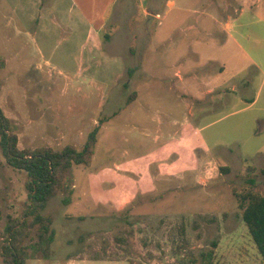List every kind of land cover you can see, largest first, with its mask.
<instances>
[{
	"label": "rangeland",
	"instance_id": "1",
	"mask_svg": "<svg viewBox=\"0 0 264 264\" xmlns=\"http://www.w3.org/2000/svg\"><path fill=\"white\" fill-rule=\"evenodd\" d=\"M81 9L0 0V108L19 147L80 148L107 118L70 203L43 211L50 257L26 264H180L185 239L196 264L212 241L216 264H264L235 195L248 177L264 195V0H118L103 28ZM25 181L0 148V249Z\"/></svg>",
	"mask_w": 264,
	"mask_h": 264
},
{
	"label": "trees",
	"instance_id": "2",
	"mask_svg": "<svg viewBox=\"0 0 264 264\" xmlns=\"http://www.w3.org/2000/svg\"><path fill=\"white\" fill-rule=\"evenodd\" d=\"M2 65L3 62H0V66ZM105 121L107 118H101L95 124L80 148L72 144L62 148H20L14 126L0 108V148L8 166L26 173L27 191L23 209L15 217L8 215L2 232L0 255L3 264H26L38 254L44 259L50 257L54 231L51 228V216L45 215L43 211L48 202L60 192L66 194L63 204L70 203L73 187L66 179L71 175L73 165H91L97 135ZM219 170L226 172L228 167L221 166ZM247 171L253 173L255 167L247 166ZM261 172L264 173V168ZM247 183L248 188L243 192H235V195L241 210L240 217L257 252L264 260V195L257 189L259 185L254 178L248 177ZM202 219L207 220L205 217ZM183 230L181 227L182 233ZM185 240L176 249L177 254L184 250L180 264H196L198 259ZM211 245L212 249L200 252V264H216L214 248L217 243L212 241Z\"/></svg>",
	"mask_w": 264,
	"mask_h": 264
},
{
	"label": "crops",
	"instance_id": "3",
	"mask_svg": "<svg viewBox=\"0 0 264 264\" xmlns=\"http://www.w3.org/2000/svg\"><path fill=\"white\" fill-rule=\"evenodd\" d=\"M71 1L76 7H81L83 13L89 12V14H84V16L89 22L96 23L98 25L97 28H103L106 18L105 12L107 8L118 2V0H90L86 6H83L86 0Z\"/></svg>",
	"mask_w": 264,
	"mask_h": 264
}]
</instances>
